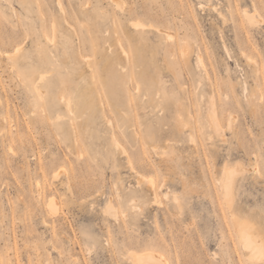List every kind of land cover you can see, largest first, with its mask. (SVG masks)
<instances>
[{
    "label": "rangeland",
    "instance_id": "rangeland-1",
    "mask_svg": "<svg viewBox=\"0 0 264 264\" xmlns=\"http://www.w3.org/2000/svg\"><path fill=\"white\" fill-rule=\"evenodd\" d=\"M0 264H264V0H0Z\"/></svg>",
    "mask_w": 264,
    "mask_h": 264
},
{
    "label": "bare ground",
    "instance_id": "bare-ground-1",
    "mask_svg": "<svg viewBox=\"0 0 264 264\" xmlns=\"http://www.w3.org/2000/svg\"><path fill=\"white\" fill-rule=\"evenodd\" d=\"M84 13V16H86L87 18H88V20H90V22H91V26H97V23L94 21V19L93 18H91V16H89L87 13V10L86 11H84L83 12ZM40 18L42 19L43 17L42 16H40ZM42 21H44V18L42 19ZM43 23V22H42ZM94 28L93 29H91V32H94ZM73 41H71L70 39H67L66 40V43H65V45H64V47L62 48V50H63V53H62V57L64 58V59H66V58H68L69 57V51H74V48H73ZM55 47L56 48H58V45H56L55 44ZM17 50H19V51H17ZM16 50V52H14L11 56H9L10 58H12V59H14L15 57H18V56H20L21 55V48H19V49H17ZM77 55L76 56H78V58L80 59V60H82V55H81V52H80V50H77V53H76ZM22 57H23V62H24V64H25V68L26 69H29V70H34V65H33V63H31L27 58H26V56L24 57L23 56V54H22ZM103 64V63H102ZM111 64V63H110ZM106 66V65H105ZM103 67V66H102ZM99 68V67H98ZM107 68V67H106ZM109 68H111V67H109ZM101 69V68H100ZM108 69V68H107ZM107 73H109V72H107ZM41 77V76H40ZM43 79V78H42ZM109 81V80H108ZM41 89V88H40ZM54 100L56 101V99L54 98ZM60 100L62 101L63 100V98L62 97H60ZM209 110V109H208ZM214 111V110H213ZM216 111V110H215ZM214 114V113H213ZM215 114H216V112H215ZM214 114V115H215ZM216 117V116H215ZM214 119V118H213ZM217 120L218 119H216V120H214L213 121V123L215 124H213L214 125V128L216 129L215 131L216 132H219L220 133V125H219V122H217ZM242 167V166H241ZM147 178V177H146ZM230 185V184H229ZM229 190V189H228ZM162 255V254H161ZM143 256V260H146V261H149V260H151V258H153V256L152 255H149V254H144V255H142ZM158 256V255H157Z\"/></svg>",
    "mask_w": 264,
    "mask_h": 264
},
{
    "label": "snow or ice",
    "instance_id": "snow-or-ice-1",
    "mask_svg": "<svg viewBox=\"0 0 264 264\" xmlns=\"http://www.w3.org/2000/svg\"><path fill=\"white\" fill-rule=\"evenodd\" d=\"M17 51H19V50H17Z\"/></svg>",
    "mask_w": 264,
    "mask_h": 264
}]
</instances>
